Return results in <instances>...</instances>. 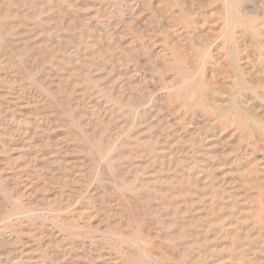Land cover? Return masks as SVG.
I'll use <instances>...</instances> for the list:
<instances>
[{
  "label": "bare ground",
  "instance_id": "1",
  "mask_svg": "<svg viewBox=\"0 0 264 264\" xmlns=\"http://www.w3.org/2000/svg\"><path fill=\"white\" fill-rule=\"evenodd\" d=\"M0 264H264V0H0Z\"/></svg>",
  "mask_w": 264,
  "mask_h": 264
}]
</instances>
